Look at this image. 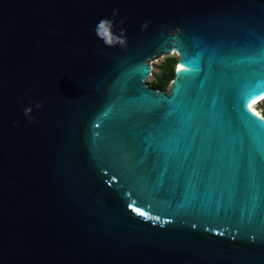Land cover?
I'll return each instance as SVG.
<instances>
[{
    "label": "water",
    "instance_id": "1",
    "mask_svg": "<svg viewBox=\"0 0 264 264\" xmlns=\"http://www.w3.org/2000/svg\"><path fill=\"white\" fill-rule=\"evenodd\" d=\"M263 93L264 0H0V264H264Z\"/></svg>",
    "mask_w": 264,
    "mask_h": 264
},
{
    "label": "rangeland",
    "instance_id": "2",
    "mask_svg": "<svg viewBox=\"0 0 264 264\" xmlns=\"http://www.w3.org/2000/svg\"><path fill=\"white\" fill-rule=\"evenodd\" d=\"M178 56L175 53L163 55L155 59L151 66V75L145 80L148 87L153 89L168 90L170 79L173 77V70L177 63ZM259 112L264 116V100H261L257 105Z\"/></svg>",
    "mask_w": 264,
    "mask_h": 264
},
{
    "label": "clouds",
    "instance_id": "3",
    "mask_svg": "<svg viewBox=\"0 0 264 264\" xmlns=\"http://www.w3.org/2000/svg\"><path fill=\"white\" fill-rule=\"evenodd\" d=\"M119 10L113 9L112 11V18H105L102 19L97 27L95 28L94 32L96 37L103 42L105 46L112 47L116 45L123 46L125 44V29L120 28L119 34H114L113 28L114 23L124 24V19H120L118 22L115 20L116 16L118 15ZM148 24L145 22L142 25V28H147ZM41 107L40 102L35 103L34 105L26 106L23 108V114L25 117L31 121L32 117L30 113L32 112L33 108L39 109Z\"/></svg>",
    "mask_w": 264,
    "mask_h": 264
},
{
    "label": "bare ground",
    "instance_id": "4",
    "mask_svg": "<svg viewBox=\"0 0 264 264\" xmlns=\"http://www.w3.org/2000/svg\"><path fill=\"white\" fill-rule=\"evenodd\" d=\"M179 67H180V65H179L178 63H176L175 66H174V69H176V71H177V69H178ZM260 99H264V93L261 94V95L258 96V97L253 98L252 100H250V101L247 103V108H248L249 110H251L252 112H254L255 114H257L258 116H260L261 118L264 119V116L262 115L261 112H259L258 107L255 106V105L257 104V102H259Z\"/></svg>",
    "mask_w": 264,
    "mask_h": 264
},
{
    "label": "built area",
    "instance_id": "5",
    "mask_svg": "<svg viewBox=\"0 0 264 264\" xmlns=\"http://www.w3.org/2000/svg\"><path fill=\"white\" fill-rule=\"evenodd\" d=\"M261 100H264V99H260L259 102H260ZM259 102H257V103H259ZM256 105H257V104H256Z\"/></svg>",
    "mask_w": 264,
    "mask_h": 264
},
{
    "label": "trees",
    "instance_id": "6",
    "mask_svg": "<svg viewBox=\"0 0 264 264\" xmlns=\"http://www.w3.org/2000/svg\"><path fill=\"white\" fill-rule=\"evenodd\" d=\"M173 76H174V70H173ZM172 78H173V77H172ZM172 78H171V79H172ZM171 79H170V80H171Z\"/></svg>",
    "mask_w": 264,
    "mask_h": 264
}]
</instances>
